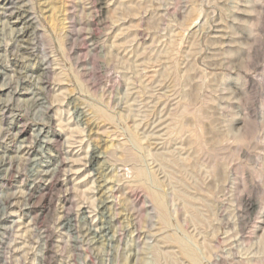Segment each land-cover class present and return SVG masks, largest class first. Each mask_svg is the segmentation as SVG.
Here are the masks:
<instances>
[{
    "label": "rangeland",
    "instance_id": "obj_1",
    "mask_svg": "<svg viewBox=\"0 0 264 264\" xmlns=\"http://www.w3.org/2000/svg\"><path fill=\"white\" fill-rule=\"evenodd\" d=\"M0 264H264V0H0Z\"/></svg>",
    "mask_w": 264,
    "mask_h": 264
},
{
    "label": "bare ground",
    "instance_id": "obj_2",
    "mask_svg": "<svg viewBox=\"0 0 264 264\" xmlns=\"http://www.w3.org/2000/svg\"><path fill=\"white\" fill-rule=\"evenodd\" d=\"M26 16V15H25ZM23 17V16H22ZM20 19V18H19ZM24 22H26L28 25H31V22H30V20H28L27 18H23L22 19ZM15 22V21H14ZM21 22V21H20ZM17 23H18V20H17ZM20 24V23H19ZM25 27V26H24ZM26 27H27V25H26ZM24 29V28H23ZM25 33V32H24ZM22 34V33H21ZM23 35V34H22ZM82 114V113H81ZM136 150V149H135ZM139 152V151H138ZM136 157V156H135ZM98 159H99V154L98 153H96V152H93L92 154H91V157H90V161H91V163H94V164H96L97 163V161H98ZM136 159V158H135ZM135 159H133V160H135ZM102 167H104V166H102ZM139 171V170H138ZM141 174H142V171H141V173H140V176H141ZM143 174H145V172L143 173ZM143 176V175H142ZM156 194V193H155ZM157 199V203L159 204L158 206H160V208H161V205H162V201H161V199L159 198V196H158V198H156ZM190 241V240H189ZM192 244V243H191ZM180 248H181V250L180 251H182L185 255H187L188 257H190L193 261H195L196 262V260H197V255H196V253H195V251H194V249H193V247L189 244V243H185V242H181V244H180ZM197 249V248H196ZM181 253V252H180ZM181 255H183V254H181ZM192 262V261H191ZM197 263V262H196Z\"/></svg>",
    "mask_w": 264,
    "mask_h": 264
}]
</instances>
